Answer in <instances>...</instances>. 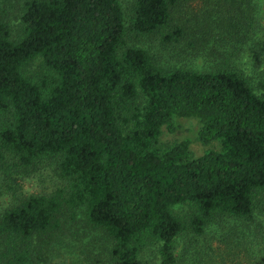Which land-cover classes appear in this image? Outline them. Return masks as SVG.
Here are the masks:
<instances>
[{
    "label": "trees",
    "instance_id": "16d2710c",
    "mask_svg": "<svg viewBox=\"0 0 264 264\" xmlns=\"http://www.w3.org/2000/svg\"><path fill=\"white\" fill-rule=\"evenodd\" d=\"M131 13L127 27L121 0H0V165L63 182L8 185L0 264H264V0ZM128 32L162 34L173 64ZM190 56L205 63H175ZM180 119L219 148L162 145Z\"/></svg>",
    "mask_w": 264,
    "mask_h": 264
},
{
    "label": "rangeland",
    "instance_id": "374dc122",
    "mask_svg": "<svg viewBox=\"0 0 264 264\" xmlns=\"http://www.w3.org/2000/svg\"><path fill=\"white\" fill-rule=\"evenodd\" d=\"M132 1L133 0H121L125 23L127 27L130 24V16L132 15L131 13ZM18 22L19 20L17 18V15L12 17L11 23L14 25L15 29ZM126 41L129 46L134 45L137 47H142L144 49H147L152 55L153 54L156 55L158 61L161 62V64L164 66L173 64V62L169 58L170 53H172V51H170L172 47L162 41V34L158 33L151 36H141V35L139 36L133 32H128ZM245 61L246 63L243 66L245 69L244 71L247 74H251V75H252L251 73L252 70H254L256 73L257 69L254 66L255 65L254 61L247 58ZM181 62L186 64H193L195 66H200L202 63H205L203 62L202 59L194 58L191 56L190 58L186 57L183 60L177 59L175 61V63L179 65ZM256 91L260 94H262L261 92L264 93V90H260L257 88ZM179 124H180V128L175 133H170L165 128H162V134L160 136V143L162 145L168 146L180 140L188 139L190 141L189 144L190 153L192 154V156L195 157L202 155L203 153L210 151L212 149L219 148V144L217 142L203 144L197 139L198 125L194 120L180 119ZM12 162H9V164L1 162L0 165V210L6 207V205L10 203V201L12 200L10 191L7 189L8 185L10 187L18 188V190L21 189V192H23L24 194H31V193L49 192L58 186H62L63 184L61 177L58 176L55 170H53L54 168L51 165H45V164L39 166V168L35 170L27 169L29 174L23 180H21V174L23 170L22 169L15 170ZM14 177H16V179H18L19 182V186L17 187L15 186L14 181L12 180ZM179 210L183 214L187 212L186 207H183ZM153 257H156L157 260V252L155 247L144 249V252L141 256V262L145 263L148 261L149 258H153Z\"/></svg>",
    "mask_w": 264,
    "mask_h": 264
}]
</instances>
